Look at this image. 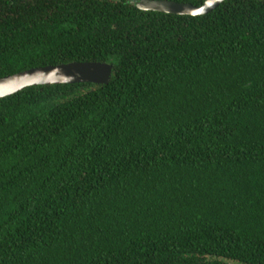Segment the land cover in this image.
Masks as SVG:
<instances>
[{
	"label": "trees",
	"instance_id": "obj_1",
	"mask_svg": "<svg viewBox=\"0 0 264 264\" xmlns=\"http://www.w3.org/2000/svg\"><path fill=\"white\" fill-rule=\"evenodd\" d=\"M0 0V264H264V0ZM201 6L205 0H172Z\"/></svg>",
	"mask_w": 264,
	"mask_h": 264
},
{
	"label": "water",
	"instance_id": "obj_2",
	"mask_svg": "<svg viewBox=\"0 0 264 264\" xmlns=\"http://www.w3.org/2000/svg\"><path fill=\"white\" fill-rule=\"evenodd\" d=\"M224 1L226 0H205L203 5L195 6L172 0H137L135 5L142 10L197 16L212 12ZM112 72V64L100 62H71L32 68L0 78V98L36 85L84 82L108 84Z\"/></svg>",
	"mask_w": 264,
	"mask_h": 264
}]
</instances>
